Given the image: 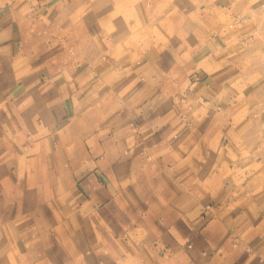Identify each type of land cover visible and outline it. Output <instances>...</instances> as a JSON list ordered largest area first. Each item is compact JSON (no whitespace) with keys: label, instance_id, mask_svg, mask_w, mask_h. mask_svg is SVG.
Masks as SVG:
<instances>
[{"label":"crops","instance_id":"0c3cea01","mask_svg":"<svg viewBox=\"0 0 264 264\" xmlns=\"http://www.w3.org/2000/svg\"><path fill=\"white\" fill-rule=\"evenodd\" d=\"M145 2L0 0V264H264L233 96Z\"/></svg>","mask_w":264,"mask_h":264},{"label":"rangeland","instance_id":"374dc122","mask_svg":"<svg viewBox=\"0 0 264 264\" xmlns=\"http://www.w3.org/2000/svg\"><path fill=\"white\" fill-rule=\"evenodd\" d=\"M145 4L147 11L193 22L195 71L215 81L221 77L223 98L233 96L225 119L239 126L248 178L264 186V0H147ZM166 22L163 34L154 37L163 44L178 38L180 55L182 36ZM207 41L222 45L205 59Z\"/></svg>","mask_w":264,"mask_h":264}]
</instances>
